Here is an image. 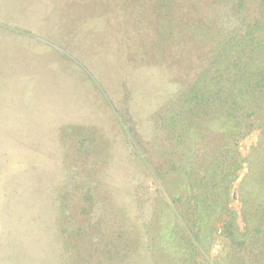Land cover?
<instances>
[{
    "label": "rangeland",
    "instance_id": "obj_1",
    "mask_svg": "<svg viewBox=\"0 0 264 264\" xmlns=\"http://www.w3.org/2000/svg\"><path fill=\"white\" fill-rule=\"evenodd\" d=\"M255 5L0 0V264H264V88L179 112Z\"/></svg>",
    "mask_w": 264,
    "mask_h": 264
},
{
    "label": "trees",
    "instance_id": "obj_2",
    "mask_svg": "<svg viewBox=\"0 0 264 264\" xmlns=\"http://www.w3.org/2000/svg\"><path fill=\"white\" fill-rule=\"evenodd\" d=\"M255 1L253 18L259 35L249 36V22L246 31L240 36L235 35L231 38L228 35L215 43L204 44L212 53V59L203 69V76L202 73L195 75L191 83L185 87L191 101L190 106L186 107V112L184 108L179 111L183 118L192 119L200 113L207 115L211 109L216 120L234 125L232 130L229 128L225 131L230 133L240 132L239 120L251 121L249 117L252 113L248 112V104L252 101L250 96L254 94L253 90L264 88V0ZM244 2L245 0H239L242 7ZM216 30L217 34L226 31L221 28ZM177 117L174 115L172 118L170 126L173 131L179 129V122L185 121ZM248 131L251 130L243 131L241 136Z\"/></svg>",
    "mask_w": 264,
    "mask_h": 264
},
{
    "label": "crops",
    "instance_id": "obj_3",
    "mask_svg": "<svg viewBox=\"0 0 264 264\" xmlns=\"http://www.w3.org/2000/svg\"><path fill=\"white\" fill-rule=\"evenodd\" d=\"M2 14H3V13H2ZM27 31H33V30H32L31 28H28V27H27Z\"/></svg>",
    "mask_w": 264,
    "mask_h": 264
}]
</instances>
